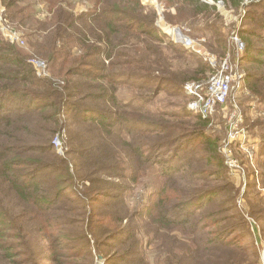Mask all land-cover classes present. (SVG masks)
I'll use <instances>...</instances> for the list:
<instances>
[{"label":"trees","instance_id":"16d2710c","mask_svg":"<svg viewBox=\"0 0 264 264\" xmlns=\"http://www.w3.org/2000/svg\"><path fill=\"white\" fill-rule=\"evenodd\" d=\"M74 1L0 0V24L21 34L28 46V51H21L8 43L0 27V264H40L31 239L24 243L26 250L19 253V259H15L17 254L10 253L14 247L8 248L1 241L18 224H32L43 232L50 243L53 264H71L65 259L78 260L82 255L88 258L92 253L103 258L108 251L117 253L109 259L112 264H151L143 242L151 236H141L140 232H144L136 226L138 219L148 224L149 234L153 233L148 246L161 242L164 247V231L170 238L172 258L164 262L163 253L157 264H248L244 257L253 253L250 250L255 249V242L249 250L236 240L229 241L234 232L214 234L217 231L212 228L220 220H213V214H198L202 206L197 204L204 199L211 202L219 192L218 188L204 191L212 174L200 171L199 161L194 158L177 157L181 150L173 155H168L169 151L161 159L167 148H178L184 134L203 137L208 120L197 116L196 123L179 128L176 136L177 127L153 122L136 101L126 103L118 96L121 85L134 86L136 82L141 83L140 90L156 81L179 91L187 81L208 79L207 73L212 70L197 63L190 79L164 77L163 81L154 75L156 70L152 67L161 66L156 56H163L160 47L165 41L155 24L156 13L145 7L142 0H88L91 7L79 15L75 13ZM159 1L164 2L165 8H175L177 17L168 22L173 25L186 16L203 15V21L209 22L218 2L234 10L247 1L250 6L257 3V0H212L214 5L201 0ZM207 29L217 31L211 26ZM243 33L240 36L247 43L242 59L246 88L252 101L264 111V47L253 46V37L264 46V32ZM166 44L186 60L187 50L171 42ZM30 58L46 60L52 74L48 72L46 78H39ZM184 66L191 69L186 61ZM155 89L160 90V86ZM137 109L141 110L140 115L133 112ZM246 114L247 123L249 120L252 131L256 130L254 134L263 132L259 137L263 158L257 161V170L259 167L264 175V113L257 118ZM62 116L69 129V157L64 158L58 157L52 144L62 129ZM247 127L252 133L249 124ZM122 134L128 139L123 144L118 141ZM137 136H152L154 140L147 145L137 142ZM204 146L208 157L201 162L210 168L221 167L222 160L215 154L216 143L204 139ZM147 171L163 183L140 214L123 217L119 213L109 216L101 213L106 208L118 212V205L123 203V193L115 181L132 178L138 183L140 174L146 175ZM128 172L133 177H128ZM85 182L92 187L88 188ZM100 186H106L109 193H104ZM5 192L10 195L9 204H3ZM74 203L82 206L85 217L81 239L71 238L64 230L74 226L72 219L54 216L55 212L66 211L64 205ZM10 204L23 212L16 213ZM60 229L62 238L55 236ZM63 238L68 240L67 244L84 247L76 251L71 248L68 255L62 252Z\"/></svg>","mask_w":264,"mask_h":264},{"label":"rangeland","instance_id":"374dc122","mask_svg":"<svg viewBox=\"0 0 264 264\" xmlns=\"http://www.w3.org/2000/svg\"><path fill=\"white\" fill-rule=\"evenodd\" d=\"M201 1H206L210 5L215 4L212 0ZM256 2V5L250 6L252 5L251 2L247 1L239 10L228 8L224 4H215L216 11L210 16L211 19L209 22L203 21V15H201L200 18H191L186 16L185 20L181 23L173 25L168 22L170 19H175L177 17L174 7L165 8L164 2L162 3L159 0H142V4L145 7L156 13L155 24L160 29V33L165 41L164 46L160 47L163 56L160 54L156 56L157 59L161 60V66L158 67V65H155L152 67L156 70L154 75L161 78L163 81L164 77L166 79L175 80L190 79L195 74L197 63H201L208 68L210 67V70L212 71L210 73L208 71L207 75H211L215 69H213L205 59L214 57L216 61L220 63V61H222L225 57L230 56L231 59H234V65L238 68V70L240 72H244L246 79V73L242 67L243 55L241 60L236 62L238 53L234 49V45L231 42V35L232 32L236 30H238L240 34L242 33V35H244L243 32H264V0H257ZM74 3L76 4L74 8L76 15L86 12L92 5L88 2V0H75ZM43 8L44 7L42 6L41 9ZM209 26L215 28L217 31L214 32L207 29ZM176 29L181 32L183 40L179 38H177V42L172 40V34L173 37L175 35V39L177 37L174 33L176 32ZM166 30H169L171 35L170 33L168 34ZM6 40L8 43L17 46L21 51H28L26 40L23 46L11 43L9 39ZM184 40L190 41L192 46H187L184 43ZM168 42L173 43L180 49L187 50L186 60L182 58L179 51L177 53L170 50L169 46L166 44ZM253 46L255 48L264 47L262 44H259L258 40L254 37ZM154 58L155 57H152V59ZM31 59L33 58H30V60ZM36 59L46 63V60L44 61L42 58ZM185 61L189 64L191 69L185 68ZM47 71L49 72L48 65ZM207 75L204 76V78L207 77ZM194 82L198 81H192L189 83ZM189 83L188 81L185 82L184 85H182V89L179 91H174V88L172 86H168V84H159V82L156 81L153 82L154 86L152 85L151 87L145 89L143 88L141 90L139 86L141 85L140 82H136L134 86L124 83L118 88V96L126 103L136 101L140 107L142 106L144 108L143 113H146L149 119L153 122L159 121L160 124L174 125L177 127V129L174 130V134L179 136V132H177L179 131V128H188L197 121V116H193L187 111V106L192 99L185 93L184 87ZM159 86L160 90L157 91L155 87ZM234 96L235 99L233 101H228L225 106L217 109L216 113L207 119L208 127L204 130L205 135L203 137H199L200 134H184L185 136L182 138L183 140H181L177 145L178 148H167L162 152L161 159H164L169 151H171V154L168 155H173L174 152L181 150L178 152L177 157L183 159L194 158L197 162L199 161L197 167L200 171L203 170L212 174L210 176V181L205 184L207 186L204 188V191H215L216 188H218L219 192L216 193L211 202L207 203L208 200L204 199L201 203L197 204L199 207L202 206L198 214H213V220H220L218 224L212 228L213 231H217L213 232L214 234H228L234 232L233 237L230 238L229 241L236 240L249 250L253 249L251 243L254 241L255 249L250 250L253 253L245 256L244 261H247L248 264H264V175L262 174V170H259V167V172L257 170V161H260L263 158L260 153L263 143L259 138L263 132H259V135L254 134L256 133V130L252 131L251 123L249 120L247 123L246 120V113H250L252 117L257 118L260 117V114L264 113V111L258 107L256 101H252L249 97L250 94L247 91L246 82H243V87ZM236 108H238L243 114L240 129L243 131L244 137L240 141L237 140L230 142L231 117L236 111ZM133 112L136 115H140L141 110L137 109ZM159 115H162V117H159ZM62 117V129L56 137L59 136L60 140L63 142V153L59 154L53 145L55 153L60 158L69 157L67 154L69 150L67 144L69 129L65 125L66 120L64 119V116ZM149 124L151 123L149 122ZM248 124L250 125L252 133L249 132L247 127ZM198 128L199 127H196L195 129ZM162 129L164 130V128ZM254 129H256L255 125ZM204 139H210L216 143L215 154L219 160H222L223 164L221 167L210 168L201 162L202 159H207L208 157L205 156L204 153V150L207 148V146H204ZM136 140L137 142L151 145L154 137L137 136ZM118 141H121L123 144V142L128 141V139L125 134H122L121 139ZM123 150H126V148ZM130 167L133 168V164H131ZM142 174L143 173L140 174L138 183L133 182L131 180L132 178L130 181L128 178L122 181H115L116 185L119 186L123 193V203L119 204V207L117 206L118 208L116 207L118 212H114L106 208L102 209L101 213L105 216H109L113 213H119L123 215V217L129 213L136 212L137 214H140L145 209L146 205L149 204V199L153 195L154 191L163 183V180L153 177L148 173V171L146 175L142 176ZM72 175L75 176L74 173H72ZM127 176L131 177V172H128ZM183 180H185V178H183ZM84 184L87 185L88 188L92 187L89 182H85ZM100 187L101 189H104V193H109V191L105 189L106 186ZM68 193L70 195H74L72 191H68ZM2 200L3 204H9L10 195L5 192ZM11 207L18 214L23 212V209L18 206L15 207L12 205ZM64 207L66 211L70 210V212H55V218L64 216L72 219L74 226H70L64 230L72 236L71 238L81 239V236H83V233L85 232V217H83V212L80 209L82 206L74 203L64 205ZM87 211H89V209H87ZM134 219H138V217L134 216ZM143 221V219H138V222L136 221V226L137 228L141 227L144 232H140L141 236H151L143 240L144 245L147 248V258L150 263H159L160 260H158V257L163 253L164 262L171 260L172 257L170 252L172 251V248L168 245L170 238L168 237L167 232L164 231V247L161 242H156L155 244L152 243L148 246L147 243L152 241L153 233L149 234L147 232L150 228L148 224H145ZM125 225L126 221L124 222V226ZM208 229L209 228H207V230ZM62 230L63 229H60V232L55 236L61 237ZM12 236L16 237V239ZM178 236L181 240L185 241V237L182 234H179ZM28 238L31 239V244L37 250V259L39 263L53 264V259L51 258L52 250L50 251L49 247L50 243L43 236V232L33 227L32 224H18L17 226L12 227L8 234L1 238V241L8 248L13 246L14 249H12L10 253L11 255L17 254V258L15 259H19V253L26 250V245H24V243ZM65 239L63 238L61 241V248L62 252H65L68 255L72 250L71 248L76 251L84 247V245L72 246L71 242L67 244L68 240L65 241ZM86 249L90 251V248L87 246ZM115 254L117 255V253ZM115 254L108 251L105 254V257L99 259V255L92 253V255L88 258L82 255L78 260H73L76 258L70 257V259L66 258L65 261L71 264H112L113 261L109 262V259L111 257H115ZM218 261H220L219 256L216 259L217 263ZM206 262L209 263L208 260H206Z\"/></svg>","mask_w":264,"mask_h":264},{"label":"built area","instance_id":"2783aa9c","mask_svg":"<svg viewBox=\"0 0 264 264\" xmlns=\"http://www.w3.org/2000/svg\"><path fill=\"white\" fill-rule=\"evenodd\" d=\"M217 4L223 3L218 2ZM0 27L5 39H9L11 43H16L17 45L23 46L25 44L21 34L9 31L2 24H0ZM172 40L178 41L177 37L175 39V35ZM231 42L238 53L236 62H239L246 50V44L242 40L238 30L232 32ZM184 43L189 47L192 46L190 41H185ZM205 60L208 61L215 71L206 80L187 84L184 87V91L192 99L187 106V111L192 115L207 120L216 113L217 109L225 106L228 101L235 99L234 95L241 90L243 82L245 83L246 80L244 72L238 70L234 65V59H231L230 56L225 57L220 63L214 57L206 58ZM29 63L39 78H46L48 76L47 64L45 62L33 58ZM242 119V112L236 108L231 117L230 142L240 141L244 137L243 131L240 129ZM53 145L59 154L63 153L64 145L59 136L56 137Z\"/></svg>","mask_w":264,"mask_h":264},{"label":"water","instance_id":"95a60500","mask_svg":"<svg viewBox=\"0 0 264 264\" xmlns=\"http://www.w3.org/2000/svg\"><path fill=\"white\" fill-rule=\"evenodd\" d=\"M177 30V29H176ZM176 36L177 38L181 39L182 40V35H181V32L179 30L176 31ZM99 259H102V257H98Z\"/></svg>","mask_w":264,"mask_h":264},{"label":"bare ground","instance_id":"6f19581e","mask_svg":"<svg viewBox=\"0 0 264 264\" xmlns=\"http://www.w3.org/2000/svg\"><path fill=\"white\" fill-rule=\"evenodd\" d=\"M147 2V1H146ZM155 3V2H154ZM166 32L169 34L170 32H169V30H166ZM176 34V33H175ZM170 35H171V33H170ZM171 37H173V34H172V36ZM174 38V37H173ZM182 40H183V37H182ZM185 41V40H184Z\"/></svg>","mask_w":264,"mask_h":264}]
</instances>
